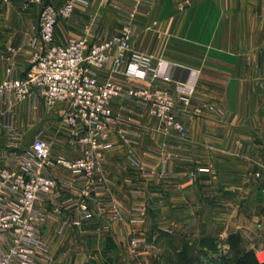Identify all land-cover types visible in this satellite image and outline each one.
Returning a JSON list of instances; mask_svg holds the SVG:
<instances>
[{
    "label": "crops",
    "instance_id": "crops-1",
    "mask_svg": "<svg viewBox=\"0 0 264 264\" xmlns=\"http://www.w3.org/2000/svg\"><path fill=\"white\" fill-rule=\"evenodd\" d=\"M45 1L61 7L68 0ZM84 1L83 11L59 21L57 44L86 36L84 25L90 41L112 38L124 14L140 5L133 50L162 62L172 82L158 84L194 85L193 106L206 108L188 123L186 137L176 138L161 135L153 117L129 101L112 103L129 123L113 133L100 160L104 189L89 201L91 214L80 215L77 198L61 207L73 197L71 187H81L61 167L54 171L61 197L39 201L52 264H175L183 247L196 255L211 242L219 250L200 263L228 264L233 233L244 250L263 252L264 173L254 175L264 165V0ZM41 9L34 0H0V85L26 76L40 46ZM66 109L35 93L23 100L0 94V168L28 152L37 135L51 143L53 157L77 159ZM137 209L146 212L143 223L131 222ZM141 238L147 249L135 254L132 241Z\"/></svg>",
    "mask_w": 264,
    "mask_h": 264
},
{
    "label": "built area",
    "instance_id": "built-area-1",
    "mask_svg": "<svg viewBox=\"0 0 264 264\" xmlns=\"http://www.w3.org/2000/svg\"><path fill=\"white\" fill-rule=\"evenodd\" d=\"M39 17L40 46L33 56L24 78H13L0 85V94L10 93L23 100L37 94L49 107L67 105L64 122L72 130L73 142L80 149L75 160L52 156V145L41 135L34 137L28 152L14 154L0 168V264H52L43 241L45 223L39 201L57 193L62 182L54 176L56 167L73 173L80 188L71 187L73 197L61 207L74 205L80 215L91 214L89 201L102 192L100 160L113 145L112 134L128 120L115 115L112 103L117 99L145 108L161 120V131L168 134L184 131L173 112L175 95L158 81L171 83L154 64L153 57L133 52L130 46L131 25H126L110 39L90 41L89 26L85 37L70 38L66 45L55 42L60 19L69 20L87 6L84 0H68L58 8L45 0ZM175 94L181 99L194 92V86L176 83ZM129 123V122H128ZM262 171L255 173L261 179ZM97 179V180H95ZM70 187V186H69ZM109 211V210H108ZM107 209L102 208L101 213ZM113 210H111V213ZM142 212L134 210L132 223H143ZM147 238L132 241L135 254L145 252Z\"/></svg>",
    "mask_w": 264,
    "mask_h": 264
},
{
    "label": "rangeland",
    "instance_id": "rangeland-1",
    "mask_svg": "<svg viewBox=\"0 0 264 264\" xmlns=\"http://www.w3.org/2000/svg\"><path fill=\"white\" fill-rule=\"evenodd\" d=\"M62 7V6H61ZM60 8V7H58ZM141 8H143L142 6L140 5H133L131 8H130V11L129 13L127 14H124V20H123V24L120 28V30L125 27L126 25H131L130 29H131V39H130V46H131V49L133 52H136V53H140V54H143L139 51H136V50H133L132 48V42L133 40L136 39V35L134 36L133 34V25L136 23V16L138 15V13L141 12ZM42 10V9H41ZM40 17V16H39ZM61 20V19H60ZM59 20V21H60ZM39 23V22H38ZM59 23V22H58ZM55 35H56V31H55ZM85 37V36H84ZM81 38V37H80ZM56 39V37H55ZM110 39V38H109ZM60 45V44H58ZM144 55H147V54H144ZM150 56V55H149ZM152 57V56H151ZM154 60V58H153ZM159 61L156 62V64L158 63ZM161 62V61H160ZM162 63V62H161ZM161 70H162V66H161ZM167 75V73H165ZM169 75V74H168ZM170 76V75H169ZM171 77V76H170ZM179 83V82H177ZM176 83H174L173 87H168L170 88V90L174 93V97H175V108L173 110V112L175 113V115L177 116V119L178 121H180L183 126H184V131L179 134V133H176V132H171V133H164L163 131H161V127H162V123H161V120L152 116L145 108H141L145 111H147L149 113V115L151 117H153V119L157 122L158 124V127H159V132L161 133V135H164V136H167V137H176V138H184L186 137L187 135V131H188V123L189 122H192L194 120V117H197L199 114H200V111H202L204 108H206L205 105H198L197 107L193 106V97L196 93V87L194 85V92L191 94V95H187L185 97H187L186 100H184L185 98L181 99L178 95V94H175V90H176ZM131 103V102H130ZM139 108V107H138ZM209 111H213L214 108L213 107H209L208 108ZM129 121V120H128ZM122 134V133H121ZM111 138H113V134L111 136ZM173 158V157H172ZM136 211H139V212H142V216H143V219H145L146 217V212L144 209H137ZM208 241L210 242L211 239H208ZM219 250V249H217ZM198 251V250H197ZM246 251V250H245ZM253 251V250H252ZM210 253H217L215 251H212L209 247H207L206 243H204V247H202V249L200 251H198L196 253V255L199 257H202L205 255V254H210ZM255 255H256V259H250L249 261L247 262H238L237 260H227L229 261L228 264H264V261H261L260 260V255H263L264 254V251L263 252H255ZM209 260V259H207ZM226 261V262H227ZM199 264H209V262H205L203 261L202 263H199Z\"/></svg>",
    "mask_w": 264,
    "mask_h": 264
},
{
    "label": "trees",
    "instance_id": "trees-1",
    "mask_svg": "<svg viewBox=\"0 0 264 264\" xmlns=\"http://www.w3.org/2000/svg\"><path fill=\"white\" fill-rule=\"evenodd\" d=\"M226 243L230 245V250L232 252V258L229 260H237L238 262H247L250 259H256L254 251H245L242 248V238L241 234L233 233L229 235ZM212 251L217 252L216 246H213L212 242L208 244ZM204 257L208 258V254H205ZM209 262V261H208ZM199 258L194 253H191L190 249L185 246L183 247L180 253L176 254V263L175 264H199ZM210 263V262H209Z\"/></svg>",
    "mask_w": 264,
    "mask_h": 264
},
{
    "label": "bare ground",
    "instance_id": "bare-ground-1",
    "mask_svg": "<svg viewBox=\"0 0 264 264\" xmlns=\"http://www.w3.org/2000/svg\"><path fill=\"white\" fill-rule=\"evenodd\" d=\"M260 260L261 261H264V254L263 255H260Z\"/></svg>",
    "mask_w": 264,
    "mask_h": 264
}]
</instances>
